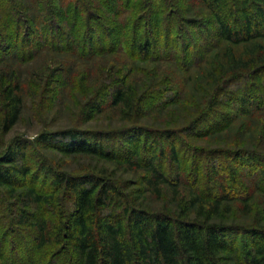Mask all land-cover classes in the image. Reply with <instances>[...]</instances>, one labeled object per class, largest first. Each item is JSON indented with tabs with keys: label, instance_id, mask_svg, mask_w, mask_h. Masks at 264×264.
Listing matches in <instances>:
<instances>
[{
	"label": "trees",
	"instance_id": "obj_1",
	"mask_svg": "<svg viewBox=\"0 0 264 264\" xmlns=\"http://www.w3.org/2000/svg\"><path fill=\"white\" fill-rule=\"evenodd\" d=\"M25 1L0 0L2 135L21 120L23 86L43 92L54 86L65 107L74 102L76 123L109 112L117 118L126 165L136 166L133 157L145 146L140 138H146L152 154L145 183L160 192L162 185H171L156 164L160 141L172 143L180 135L208 138L219 127L226 129L231 118L224 109L234 101L241 105L239 116L258 124L253 141L235 152H221L256 161L257 173H249L248 185L227 169L217 188L206 184H212L211 177L205 182L197 175L181 195L178 178L173 187L176 208L160 214L118 201L124 195L117 185L96 175L53 173L52 194L43 196L30 182L25 141L13 140L0 153V188L24 204L56 212L51 228L46 220L34 223L25 211L19 217L39 242L30 263L226 264L238 236L245 235L252 247L242 264H264V154L256 150L264 135V0H201L202 14H191L188 0ZM210 19L217 40L212 39ZM239 24L242 28L236 29ZM41 53L43 64L31 66L28 73L13 66V61L24 64ZM151 115L156 126L148 127L144 122ZM114 138L74 127L43 133L39 142H60L56 148L65 155L118 163L121 157L105 144ZM171 150L175 160V146ZM216 169L215 164L210 172ZM43 172L51 171L46 166ZM64 196L70 200L69 211ZM117 201L123 207L120 216L113 208ZM9 234L0 225V262L22 264L13 248L5 251Z\"/></svg>",
	"mask_w": 264,
	"mask_h": 264
},
{
	"label": "rangeland",
	"instance_id": "obj_2",
	"mask_svg": "<svg viewBox=\"0 0 264 264\" xmlns=\"http://www.w3.org/2000/svg\"><path fill=\"white\" fill-rule=\"evenodd\" d=\"M188 10L190 13L198 12L203 13L201 0H188ZM230 0H228L229 2ZM27 4H31L29 0H26ZM146 5L147 1H143ZM162 0H157L158 4H161ZM255 4L250 5L249 11L254 10ZM201 9V10H200ZM191 13V14H192ZM190 14V15H191ZM197 15L195 16V18ZM191 18V17H190ZM212 33V39L217 40L216 25L213 20L210 19L208 24ZM236 29H241L242 25H237ZM205 34V30L200 32ZM203 38H195L196 41H203ZM20 55V53H19ZM40 56V57H39ZM35 58L30 59L26 63L22 64L20 61H13L14 67L18 70H23L28 73L30 68L41 66L43 64V53ZM72 61V58L66 59ZM38 62V64H37ZM32 66V67H31ZM163 69H166V64H160ZM50 69L55 70V64H50ZM22 73V75H24ZM52 86V85H51ZM51 89L48 87L40 90H35L32 86L25 85L22 89V99L24 105L23 115L19 123L6 135L0 133V153H3L7 146L12 143L13 140L22 139L25 141L27 149L25 151V162L30 166L33 171L31 177V184L35 186L37 191L43 196H50L52 194V180L53 173L65 174L72 177L84 176V175H96L106 180H112L115 185L121 190L124 195L120 200L126 204H130L132 208L147 211L151 214H160L168 212L169 210L176 208L174 202L173 187H175L179 179L182 181V185L179 186V191L185 194L189 190L191 184L199 178L206 179L211 177L214 181L207 182L210 188L213 186L217 188L222 183V177H225L228 170H234L239 176V180L248 185L251 178L249 173H257V166L255 162H248L246 160H237V156L222 154V151L235 152L245 146V142L254 140L253 133L256 131L258 124L256 121L249 119L248 117L239 116L238 110L241 105L236 101L224 109V114H228L231 118L228 121L227 128L219 129L208 138H193L190 136L180 135L177 140L170 143L168 141H160L156 149V153L160 154L161 158L156 162L160 172L170 180L171 185H162L160 192L152 190L146 183L145 179L149 177L147 169L148 161L151 159L152 145L146 144V138L141 137V141L145 143L144 148H140L138 157H133V163L136 166L131 167L125 164L127 159V151L120 145V135L116 133L122 125L117 121V118H113L110 114L96 115L90 122L76 123V117L72 116L75 108H73L74 102H69L65 107L62 103V98L58 97L57 88ZM48 89V90H47ZM54 90V92H53ZM56 93V94H55ZM237 97H242L238 94ZM61 100V101H60ZM62 104V106H60ZM66 104V103H65ZM72 105V106H71ZM223 111V110H222ZM155 115H151L146 119L144 124L148 127L156 126L152 119ZM223 126V125H221ZM84 129L88 132H103L106 135L115 137L109 142H105L109 145V150L114 151L121 157V161L118 163L105 161L97 157L86 155H65L57 150V145L60 142L53 143L51 146H46L39 142V136L43 133L55 132L68 128ZM159 127V126H157ZM256 129V130H255ZM112 134V135H110ZM115 134V135H114ZM259 146L256 150L264 154V135L260 136ZM175 146L176 158L174 160L171 147ZM252 149H255L254 147ZM223 153V152H222ZM164 154V157L162 156ZM238 162V163H237ZM217 165L215 172L212 171L213 164ZM226 165V169L225 168ZM49 167V173L43 172L45 167ZM43 167V168H42ZM179 178V179H178ZM224 181V180H223ZM179 185V184H178ZM214 188V189H215ZM216 191V190H215ZM213 191V192H215ZM21 189L17 193H20ZM64 208L69 211L72 208L69 198L64 196L63 198ZM114 205V211L117 216L122 215L123 207L118 203ZM176 213H180L181 208L176 209ZM30 213L33 216L34 223H40L44 220L48 223L49 228L54 227V217L56 212L48 210L43 205L24 204L19 198L8 194L6 190L0 188V225L2 229L5 228L6 233H10L7 237V243L5 251L13 248L14 254L19 256L22 260V264L30 263V257H33L32 251L37 247L38 241L34 240L32 233L35 234L34 229L29 226H24L18 222L22 212ZM247 225L243 222L236 224ZM14 229L16 232H14ZM11 231H13L11 233ZM36 235V234H35ZM250 239L245 235H240L235 243L236 250L233 254L232 261L226 264H242L245 258L246 252L252 247ZM13 254V256H14ZM38 254V253H37ZM35 254L34 256H37ZM43 260L41 259V263ZM1 264V262H0ZM3 264V263H2Z\"/></svg>",
	"mask_w": 264,
	"mask_h": 264
}]
</instances>
